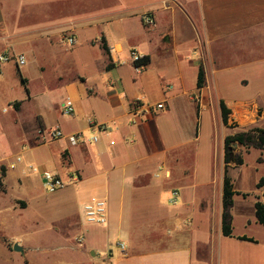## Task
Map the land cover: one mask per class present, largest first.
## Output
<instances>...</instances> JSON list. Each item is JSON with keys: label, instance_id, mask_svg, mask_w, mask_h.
Here are the masks:
<instances>
[{"label": "crops", "instance_id": "crops-1", "mask_svg": "<svg viewBox=\"0 0 264 264\" xmlns=\"http://www.w3.org/2000/svg\"><path fill=\"white\" fill-rule=\"evenodd\" d=\"M172 1V5L155 10L167 17L169 33L160 41V46L163 49L170 45L176 57V67L180 68L178 75L169 80L171 83L163 86L164 92H172L171 96L156 103L163 102L164 108L140 114L141 111L134 112L130 106L140 101L130 89L134 85H149L150 77L145 67L140 72L134 69L129 53L135 51L140 56H149V65L151 56L147 46L132 40L128 34H124L121 41H114L108 31L100 32L94 40L98 42L101 36L104 37L113 68L106 70L109 61L105 54L101 67L103 73L88 84L85 100L81 102L85 104L96 98L102 101V108L99 110L88 105L85 109L82 106L74 109L76 118H86L85 127L66 133L57 125L54 127L63 133L58 140H65L59 147L67 166L65 176L77 178L71 185L75 186L82 206L91 197L103 198L107 204V224L104 226L84 223L86 230H82L77 216L68 215L73 218L76 228L72 230L76 231L73 242L61 245L74 256L68 264H264V242L246 232L234 233L232 230L230 236L222 233L223 146L220 175L212 168L199 181L198 170L194 168L201 114L211 105L219 109L218 102L223 99L216 96L213 101V97L221 90L232 88L228 80L235 79V87L250 86V102L240 100L232 105L224 102L231 111L230 121H239L242 116L245 121H250L252 128L264 129V104L259 103L264 101V0ZM27 3L25 0H4L3 6L0 2V53L23 55L25 60L27 57L30 60L31 46L38 43L53 46L64 33L72 35L77 43L79 32L89 27V24L75 19L58 24L45 15L42 21L22 22L21 19L29 18L35 10H26ZM159 4L161 1L157 0L147 3V9L139 17L146 11L154 17L152 9ZM164 49L163 53L168 52V48ZM179 52L188 54L184 59L188 60L186 68L192 72V78L195 77L194 84L191 80L188 86L184 84L181 69L185 68L179 64ZM190 55L196 58L191 60ZM15 67L18 68L16 63ZM199 68L203 71L204 85L197 89ZM127 71L131 74L125 75ZM19 75L27 84L26 76ZM79 79L85 82L82 77ZM166 85L170 87L168 91ZM15 102L19 105L13 108L19 114L21 102L13 101L12 105ZM163 111L175 119L173 140L156 122ZM90 118L105 124L108 129L98 135L96 143H90L88 138L71 145L69 136L82 134L85 130L90 133L87 124ZM20 123L21 132L28 138L31 148L38 149L58 141L49 137L50 131L46 130L38 113L32 116L30 128ZM38 140L40 143L36 144ZM74 156L81 159V166L74 165ZM95 158L100 161L96 162ZM32 164L29 163L27 168L38 174L40 183L45 171L61 178L64 176L63 170L58 168L48 170ZM235 169L237 167L230 168L228 176L233 190L245 200L249 193L237 190L231 177ZM67 187L61 190L63 192H56L59 193L58 200L67 199L69 191L64 192ZM31 190L35 191L36 187L26 180L23 195ZM173 190L179 192L176 205L168 203ZM235 197L238 196L234 195L229 209L231 229L233 216L230 212ZM257 201L264 202L257 198L253 200V214ZM245 223L246 226L250 224L249 221ZM72 231L60 236L67 240ZM80 234L84 238L82 246L75 242V237ZM242 237L246 240L240 239Z\"/></svg>", "mask_w": 264, "mask_h": 264}, {"label": "rangeland", "instance_id": "rangeland-1", "mask_svg": "<svg viewBox=\"0 0 264 264\" xmlns=\"http://www.w3.org/2000/svg\"><path fill=\"white\" fill-rule=\"evenodd\" d=\"M27 1L26 10H35L29 18L21 19L22 22L42 21L45 15L46 18L57 21L58 24L75 19L82 24H89V27L79 32V41L73 46H67L64 43L62 38L68 35L64 33L53 46L46 47L41 43L31 46L33 54H29L30 60L26 58L25 65L17 68L15 60L12 59L1 67L0 264H68L74 256L71 251L61 248V245L65 242H73L76 233L72 231L76 229L73 218H68V215L77 216L82 224V230L87 226L84 225L82 216V200L75 193V186L70 183L64 191H69L67 199L58 200L56 196L59 193L48 194L41 187L38 174L32 173L27 168L29 163L48 170L53 167L58 168L63 170L62 179L68 181L67 175L65 176V173L68 174L67 166L63 163L59 148L65 140L47 143L38 149L31 148L27 143L28 138L22 133L23 131L21 132L20 122L23 123V127L30 128L32 116L38 113L43 118L48 132L57 125L66 133L67 130L85 127L86 118L63 115L60 107L65 99L68 98L73 103L75 110L78 106L85 109L88 105L101 110L102 101L99 99L86 101L85 104L81 102L85 100L88 84L95 82L96 77L103 73L101 67L105 53L99 41L94 40L100 36V32L108 31L114 37V41H121L123 35L128 34L132 40L147 46L151 63L145 67V70L150 77V84L134 85V88L130 89L135 96H139V100L145 106L156 104L167 96H171L172 92H164L163 86L165 83H171L170 81L180 72V68L176 67V57L170 45L164 47L168 48L169 53H163L165 49L160 46V41L169 33L167 17L166 14L156 13L155 10L172 5L173 1L157 0L161 1V4L152 9L154 17L150 11H146L145 14L151 15L156 21L155 28L144 26L141 18L145 14L139 17V14L147 9L146 4L154 0H25V3ZM0 2L3 6L6 4L4 0ZM116 38L119 40H115ZM178 54L179 64L185 68L181 69L185 79L184 84L188 86L190 80L194 84L195 77L192 78V72L186 68L188 60L184 59V55L188 54L181 52ZM195 58L194 55L189 56L191 60ZM40 68L43 69L40 70ZM20 73L26 76L25 87L29 94L25 92L21 84ZM113 74L117 77L115 72ZM129 74L131 72L127 71L125 75ZM79 77H82L85 82ZM228 81L232 83V88L221 90L219 95H214L213 101L216 96H219L228 105L240 100L250 102V86L235 87L233 86L235 79ZM13 101L21 102L19 114L14 111ZM259 103L264 104V101L261 100ZM210 104L211 101L208 102L209 106ZM213 107L211 105L203 111L200 119L199 141L195 146L194 161L199 181H202L206 177L205 172L212 168L220 175L223 138L252 128L250 121H245L242 116H239V121H230L232 128L223 127L219 109ZM14 119H17L15 121L18 123L14 122ZM156 122L164 129L166 136L173 140L175 119L171 115L167 116L163 111ZM192 130L193 126H191V132ZM90 135L85 130L82 133V140H88ZM35 142L40 143L39 140ZM237 152L240 153L243 163L231 172V177L236 189L249 193V197L243 200L242 195L235 194L238 197L234 198L235 205L230 212L233 216L232 230L234 233L246 232L256 240L264 242V227L256 223L252 208L255 198L264 201V189L257 190L255 186V183L264 177V149L239 147ZM18 157L19 162H17ZM73 161L76 167L82 165L78 156H74ZM95 161L99 162L100 159L95 158ZM26 180H30L36 190L26 191L24 196ZM244 221H249V226H246V223L243 224ZM68 231H72V234L69 233V239L65 240L60 234L65 236ZM14 244L21 247L22 252L13 251Z\"/></svg>", "mask_w": 264, "mask_h": 264}, {"label": "built area", "instance_id": "built-area-1", "mask_svg": "<svg viewBox=\"0 0 264 264\" xmlns=\"http://www.w3.org/2000/svg\"><path fill=\"white\" fill-rule=\"evenodd\" d=\"M142 23L146 27H154L155 21L153 17L149 14H145L141 18ZM62 40L67 46H73L76 43L75 38L72 35H65ZM129 57L131 63L137 61L142 56H140L137 52L131 51L129 53ZM15 60L17 66H23L26 63L25 57L23 55L14 56L12 54L0 53V71L1 67L4 63ZM143 67H134L137 72H140ZM170 89L169 85L165 86V90L168 91ZM164 108L163 102L158 103L152 107H146L142 102L137 101L134 103L133 111L137 110L141 111L140 114H150L153 111L161 110ZM61 113L65 116H73L74 115V106L73 103L67 98L65 99L60 107ZM88 129L90 131L89 142L96 143L98 141V135L102 132H105L108 127L105 124H101L96 122L94 119L90 118L87 121ZM49 137L53 140H58L63 137V133L60 129L55 128L49 132ZM68 141L71 145H77L80 141H82V134L77 133L68 137ZM19 161V158L17 159ZM35 170V169H34ZM77 181L75 176H71L68 178V181H64L58 175L52 172H42L41 174V185L42 188L48 193L53 194L59 190L64 189L68 184L74 183ZM179 197L178 190H173L170 193V198L168 203L170 205H176ZM82 216L86 224L89 225H97L104 226L107 224V204L106 200L100 197H91L86 203L82 206ZM75 242L78 246H82L84 242V238L82 234L75 237ZM120 248L123 249V245L120 244Z\"/></svg>", "mask_w": 264, "mask_h": 264}, {"label": "trees", "instance_id": "trees-1", "mask_svg": "<svg viewBox=\"0 0 264 264\" xmlns=\"http://www.w3.org/2000/svg\"><path fill=\"white\" fill-rule=\"evenodd\" d=\"M100 47L103 49L104 53L108 56V64L106 65V70L113 68V64L109 59V47L106 44V41L103 36L99 39ZM149 63V56L144 55L137 61L132 63L133 67H146ZM21 84L25 88V92L28 94V90L25 87V80L20 79ZM204 85V75L201 68L198 70L197 79H196V88L200 89ZM19 102H15L13 106L17 108ZM131 107L134 105L131 104ZM220 120L224 127L232 128L230 124V109L226 106L223 100L218 102ZM236 126V125H234ZM239 147H253L256 149H264V129L261 128H251L247 131L236 132L231 135H227L223 139V185H222V233L224 236H230L232 233L231 229V217L229 214V209L232 206L233 196L238 194L233 190V185L231 179L228 176V170L233 167H238L242 165L243 159L240 153L237 152ZM256 188H264V177H261L256 183ZM246 196V194H243ZM254 216L256 222L264 227V202H255L254 204ZM246 240L245 237L240 238ZM250 241H253L250 239Z\"/></svg>", "mask_w": 264, "mask_h": 264}, {"label": "water", "instance_id": "water-1", "mask_svg": "<svg viewBox=\"0 0 264 264\" xmlns=\"http://www.w3.org/2000/svg\"><path fill=\"white\" fill-rule=\"evenodd\" d=\"M166 39H167V38H165V40H166ZM12 250L15 251V252H22V248L19 247L17 244H14V245H13Z\"/></svg>", "mask_w": 264, "mask_h": 264}]
</instances>
